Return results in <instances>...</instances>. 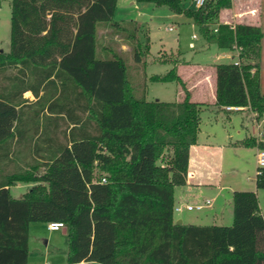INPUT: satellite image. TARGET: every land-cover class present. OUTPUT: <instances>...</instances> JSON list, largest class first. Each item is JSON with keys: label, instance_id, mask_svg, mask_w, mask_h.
<instances>
[{"label": "trees", "instance_id": "1", "mask_svg": "<svg viewBox=\"0 0 264 264\" xmlns=\"http://www.w3.org/2000/svg\"><path fill=\"white\" fill-rule=\"evenodd\" d=\"M136 1L167 6L191 19L208 43L236 50L238 64H216L215 105L263 115L264 32L219 22L231 0L199 8ZM116 3L10 0V45L0 52V264H27L33 222L65 224L66 264H264V217L253 190L232 192L230 225L176 223L174 188L186 183L203 104L187 93L181 101L147 100L122 54L105 48L110 55L97 56L100 25L125 36L135 62L149 50L138 22L113 19ZM157 61L172 67L150 82L180 81L174 60ZM238 144L264 148L253 136ZM33 156L39 175L17 165ZM31 182L11 195L12 185ZM255 184L264 189V167Z\"/></svg>", "mask_w": 264, "mask_h": 264}, {"label": "crops", "instance_id": "2", "mask_svg": "<svg viewBox=\"0 0 264 264\" xmlns=\"http://www.w3.org/2000/svg\"><path fill=\"white\" fill-rule=\"evenodd\" d=\"M233 1H236L237 7L240 9V12H235L234 14L236 15L238 13L234 16L235 23L244 22L259 26L260 28L264 26V17L262 15L264 0ZM119 2L120 0H117L114 14L117 12ZM187 2H189L190 6H193L190 4V0H187ZM122 17L120 19L124 20ZM229 53L235 54L234 59L230 62L237 61L238 52L236 50L229 52L227 50L226 53L222 55L217 54V57L228 56L227 54ZM218 63L226 62H218L216 59H212L205 64L185 60L179 61L175 63L174 66L180 81L171 82H175L180 86L181 89L179 88V90H177L179 94L185 95L187 93L189 100L202 103L203 109L208 103L215 105V67ZM169 67L171 68L172 64H170ZM26 93L30 92H25L24 94ZM207 98H209V100H206ZM29 99H33V97L30 96ZM215 110L217 114L219 111L225 112L226 116L229 118L230 111H225L222 108H216ZM236 112L244 113V117H241L242 129H238L234 134L226 128L217 130L218 134L212 128L203 131L200 122L197 142L191 145L189 149L186 183L174 188V207L180 208L179 211L174 212L175 221L180 219L183 224L193 225H230L233 221L232 192L235 190L255 191L258 198L259 212L264 217V202L261 203L260 200L261 189H257L255 184L257 173L256 152L259 147H247L238 144V142L245 137L253 136L257 138L256 131L258 127L260 129L264 127V113L261 117L257 118L256 114L249 108ZM257 140L264 141V137L261 139L257 138ZM246 164L254 169V177H250L243 173L242 169H244V165ZM206 201L209 202L207 203ZM200 204L203 205L201 209L193 208L188 210L186 208L187 205L196 206ZM175 214L177 215L176 217ZM36 223L37 222H33L29 225V255L27 264H66V262L63 261L64 257L45 258L47 254L46 249L50 242L44 240L42 235L46 234L47 236H51V233L55 231L49 230L47 228V223H44L46 227L35 225ZM32 228H34L35 236L37 235V237L43 241L44 249L46 250L43 255L45 256L40 252L39 246L35 247V251L32 250L30 239ZM62 233L66 234V227L62 228Z\"/></svg>", "mask_w": 264, "mask_h": 264}, {"label": "rangeland", "instance_id": "3", "mask_svg": "<svg viewBox=\"0 0 264 264\" xmlns=\"http://www.w3.org/2000/svg\"><path fill=\"white\" fill-rule=\"evenodd\" d=\"M231 7L224 8L221 11L219 22L235 25V12H240L236 1L231 0ZM191 4V3H190ZM183 6L194 8L189 5L187 0H183ZM264 17V8L262 9ZM125 16V17H122ZM134 20L141 25L138 33L140 41H144L145 35L149 38V50L140 62H135L131 53V47L124 35H114L113 32L104 25H100L97 35V56L106 58L110 53L105 48H110L117 51L125 57L128 73L134 82L139 83V86L145 84V98L147 100H162V101H179L183 100V94H179L180 86L175 82H150L148 77L152 74H165L169 69V63L158 62L159 57L167 60H174L176 63L182 60L189 62H197L205 64L210 60H217L218 62H230L234 59L235 54L229 53L228 56H219L217 54H224L227 50L218 48L214 43H208L201 34L199 27L193 21L183 14H176L171 12L167 6H156L150 2H137L136 0H120L114 20ZM9 26H10V0H0V52H7L9 50ZM264 32V26L261 28ZM229 52V51H228ZM260 77L261 89L264 91V38L262 40V56L260 59ZM146 79V80H144ZM181 89V88H180ZM144 94L142 88L137 90L136 96L142 97ZM30 93L24 94V97L30 98ZM206 100H209L207 98ZM209 102V101H207ZM201 112V128L207 130L214 129L217 134L220 129H228L233 134L241 128V117L244 113L230 111L229 118L225 112L219 111L217 114L215 109L217 106L207 104ZM223 109V108H222ZM229 112V111H228ZM246 121V120H245ZM252 153V152H251ZM35 156V155H34ZM30 157L27 161L17 162L22 169H29L32 173L39 175L43 171V167L33 168L36 159L41 158L35 156ZM39 162V161H36ZM252 165V164H251ZM13 164L10 165L9 170L13 169ZM244 174L254 177V169L249 165H244L242 169ZM34 183H17L12 185L10 192L12 196L19 197ZM261 203L264 202V189L260 190ZM264 205V203H263ZM177 215L175 214V217ZM35 225L46 227L44 223L37 222ZM41 229V228H40ZM42 230V229H41ZM44 231V230H42ZM32 250L39 246L42 253L47 252L45 258L60 257L66 262L67 251V235L62 233V229L52 232L51 236L42 235L44 240L50 242L47 249H44L42 239H39L34 234L32 228L31 235Z\"/></svg>", "mask_w": 264, "mask_h": 264}, {"label": "built area", "instance_id": "4", "mask_svg": "<svg viewBox=\"0 0 264 264\" xmlns=\"http://www.w3.org/2000/svg\"><path fill=\"white\" fill-rule=\"evenodd\" d=\"M191 4L193 5L194 8H199L201 7L205 0H190ZM235 64H238L237 61H234ZM248 107H243V106H239V105H225L223 106V109L225 111H241L242 109H245ZM256 137L259 139H261L263 137V129H260L258 127L257 131H256ZM256 164L257 167H264V148H259L256 152ZM207 203L209 201H206ZM203 207L202 204L200 205H196V206H192V205H187L186 208L188 210H191L193 208L195 209H201ZM180 208L179 207H174V212L179 211ZM65 227V224L62 222H49L47 223V228L51 231H58L62 228Z\"/></svg>", "mask_w": 264, "mask_h": 264}, {"label": "water", "instance_id": "5", "mask_svg": "<svg viewBox=\"0 0 264 264\" xmlns=\"http://www.w3.org/2000/svg\"><path fill=\"white\" fill-rule=\"evenodd\" d=\"M176 223L180 224L181 223V220L180 219L176 220Z\"/></svg>", "mask_w": 264, "mask_h": 264}]
</instances>
